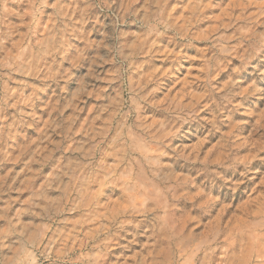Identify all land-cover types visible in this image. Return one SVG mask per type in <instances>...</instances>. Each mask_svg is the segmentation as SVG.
<instances>
[{
  "label": "rangeland",
  "instance_id": "obj_1",
  "mask_svg": "<svg viewBox=\"0 0 264 264\" xmlns=\"http://www.w3.org/2000/svg\"><path fill=\"white\" fill-rule=\"evenodd\" d=\"M0 264H264V0H0Z\"/></svg>",
  "mask_w": 264,
  "mask_h": 264
}]
</instances>
